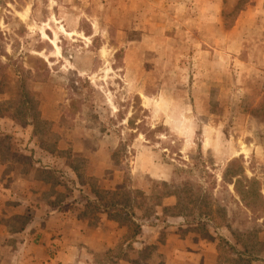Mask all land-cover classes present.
<instances>
[{"label": "rangeland", "instance_id": "1", "mask_svg": "<svg viewBox=\"0 0 264 264\" xmlns=\"http://www.w3.org/2000/svg\"><path fill=\"white\" fill-rule=\"evenodd\" d=\"M0 264H264V0H0Z\"/></svg>", "mask_w": 264, "mask_h": 264}, {"label": "trees", "instance_id": "2", "mask_svg": "<svg viewBox=\"0 0 264 264\" xmlns=\"http://www.w3.org/2000/svg\"><path fill=\"white\" fill-rule=\"evenodd\" d=\"M250 181V180H249ZM235 187H236V185H235ZM242 197V196H241ZM104 208H106V209H108L109 208V206H104ZM132 224H133V221L131 222ZM128 226V228H130V224L129 225H127ZM136 227V226H135ZM127 228V230H128V233H129V231H130V229H128ZM136 232H137V227L133 230V231H130V234L129 235H136ZM225 246H226V244L224 243V241H220V242H218L217 243V245H216V247H217V251H218V254H219V258H220V256H221V254H222V252L224 251V249H225ZM231 248H233L232 246H230ZM235 260V259H234Z\"/></svg>", "mask_w": 264, "mask_h": 264}, {"label": "bare ground", "instance_id": "3", "mask_svg": "<svg viewBox=\"0 0 264 264\" xmlns=\"http://www.w3.org/2000/svg\"><path fill=\"white\" fill-rule=\"evenodd\" d=\"M59 32H61L62 34H65V35H70L73 33V32L66 31L62 25L59 26ZM56 34H57V32L54 31V37H56ZM43 36H45L44 32H43ZM50 41L54 47L53 52L58 55L59 54V47L57 46L55 39L51 38Z\"/></svg>", "mask_w": 264, "mask_h": 264}]
</instances>
